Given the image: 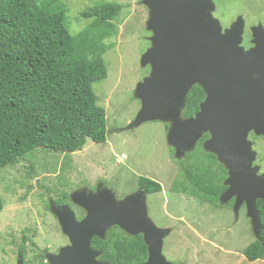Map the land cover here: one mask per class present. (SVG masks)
Here are the masks:
<instances>
[{"label": "rangeland", "instance_id": "rangeland-1", "mask_svg": "<svg viewBox=\"0 0 264 264\" xmlns=\"http://www.w3.org/2000/svg\"><path fill=\"white\" fill-rule=\"evenodd\" d=\"M100 3L122 6L114 22L118 34L106 40V44H114L103 55L107 77L93 85L97 103L105 110L106 141H87L81 151L67 155L37 148L0 171V264H18L21 260L22 264L42 263L44 259V264H50L48 255H57L70 246L51 211L52 202L75 208L70 201L73 193L97 190H109L121 201L138 193L141 177L161 186V192L147 195L144 204L154 227L167 231L161 251L167 262L264 264L248 262L243 255L256 239L245 202L235 211V203L233 210L230 206L214 207L171 191L183 158L177 159L168 144L169 123L152 121L127 128L140 109L135 87L151 71L150 65L140 64V57L151 47L152 36L146 28L149 10L142 0H55L50 11L63 12L69 31L75 35L89 23L79 13ZM218 4L225 14L216 16L225 23L231 13L247 12L251 1L219 0ZM202 149L207 152L204 146ZM233 198L236 202V195ZM72 210L79 214L77 207ZM57 249L58 253H52ZM44 250L50 253L44 256Z\"/></svg>", "mask_w": 264, "mask_h": 264}, {"label": "water", "instance_id": "water-1", "mask_svg": "<svg viewBox=\"0 0 264 264\" xmlns=\"http://www.w3.org/2000/svg\"><path fill=\"white\" fill-rule=\"evenodd\" d=\"M142 4L149 10L146 28L152 36L140 64L150 65L151 71L135 87L140 109L127 128L152 121L169 123L167 140L177 159L210 133L204 148L230 171L228 189L219 202L225 204L236 195L235 211L245 202L258 239L262 227L256 202L264 203V178L250 168L255 153L247 136L251 130L264 135V30L254 32L256 46L245 52L240 46V18L222 31L212 16V0H142ZM197 83L207 97L194 116L183 118L186 96ZM143 194L117 201L109 190L75 192L71 202L86 212L80 221L67 205L52 208L70 246L48 255L50 264H102L95 261L98 252L91 248V240L103 239L112 226L143 236L149 256L145 264H172L161 255L167 231L156 229L148 219Z\"/></svg>", "mask_w": 264, "mask_h": 264}, {"label": "trees", "instance_id": "trees-1", "mask_svg": "<svg viewBox=\"0 0 264 264\" xmlns=\"http://www.w3.org/2000/svg\"><path fill=\"white\" fill-rule=\"evenodd\" d=\"M54 2L0 0V171L37 148L67 155L81 151L87 141H106L105 110L93 85L107 77L103 55L114 44L106 40L118 34L114 22L122 6L100 3L81 11L80 18L89 23L73 35L66 15L50 11ZM203 99L201 89L192 87L183 117L194 116ZM206 137L181 160L171 191L219 207L225 170L215 155L203 151ZM138 181L147 195L161 192L151 179ZM256 207L262 230L243 250L248 262H264V203L257 200ZM2 209L0 196V213ZM91 247L107 264H140L146 256L142 236L127 235L118 227L103 239L94 237Z\"/></svg>", "mask_w": 264, "mask_h": 264}, {"label": "flooded vegetation", "instance_id": "flooded-vegetation-1", "mask_svg": "<svg viewBox=\"0 0 264 264\" xmlns=\"http://www.w3.org/2000/svg\"><path fill=\"white\" fill-rule=\"evenodd\" d=\"M218 1L219 0H212V2L214 4V10H213L212 14L219 21V23H220V25L222 27V31H224L225 29L230 28V26L234 22H236L238 18H240L241 24H242V33H241V44H240V46L242 47V49L245 52H247V51L251 50L252 48H254L256 46V44L253 42V40L255 39L254 38V32H259L261 29L264 30V0H250L251 4L247 5L246 8H247V10L249 12H253L254 13L256 11L255 15H253V14L250 15L248 11L247 12H243V13L240 12V11L239 12L236 11L234 13H231L232 17L225 23L222 22L221 19L218 18V16H216V13L219 14V16H221L222 14H225L224 13L225 11H222V8H220V5L218 4ZM254 2L256 3V7L254 5ZM246 14L248 16H250L251 18H249ZM149 45H150V42H149ZM194 86L199 87L201 89V91H202V93L204 95V99L203 100H205L206 97H207V94L204 91V89L202 88V86L200 84H198V83L195 84ZM182 117H183V115H182ZM183 118H188V117H183ZM204 135H207V137L204 139L203 143L205 141H207L209 139V137H210L208 134H204ZM247 140L250 143L251 151H253L255 153L254 154V159L251 162L250 168L255 173V176L264 178V135H262V134L256 135L254 133V131L251 130L248 133ZM203 143H202V146H203ZM216 160H217V158H216ZM221 166L225 170V178H224V181H223V185L225 186V189L219 195V198L228 189V185H225V181L230 176L229 169L225 168L222 164H221ZM137 185L138 186H137V189H136L135 192H138V193L142 192V193H144L143 195L145 197H147V194H146V191H145V188L143 187V185L139 181H138ZM178 194H182V193H178ZM185 196H187V195H185ZM234 203H235V199L233 198L229 202H227L226 204L221 205V203L219 202V199H218V205L219 206H221V207H229L230 206L232 210H233V207H234ZM65 205H67V204H58V203L52 202V205H51L50 208H51V211H52V208L61 207V206H65ZM67 206H69V205H67ZM74 207H75V205H74ZM242 207H245V206L243 205ZM75 208H73L72 206L70 207L71 210L75 209ZM77 209H79V211H78L79 214L77 213V211H74V210H72V211L75 213L76 220L80 221L85 216V212L83 210H81L79 207H77ZM142 240H143V236H142ZM143 243H144V240H143ZM144 245L146 247L145 248L146 256H145V259L140 264H145V262H147L148 257H149L148 256V251H147V246H146L145 243H144ZM58 250L59 249L53 251L52 253L56 254V253H58ZM94 251H96V250H94ZM96 252H98V251H96ZM43 253H44V256H45V254H48L50 252L48 250H44ZM99 256H100V253L98 252V256L95 257V261L98 262V263L107 264L104 261L100 260ZM44 263H46L45 259L43 260L42 263H39L38 261H36V262L31 263V264H44Z\"/></svg>", "mask_w": 264, "mask_h": 264}]
</instances>
